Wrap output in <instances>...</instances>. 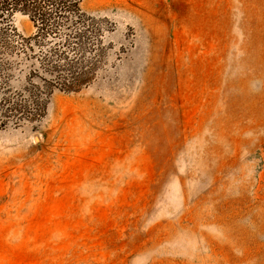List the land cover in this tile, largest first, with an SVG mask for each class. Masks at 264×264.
Masks as SVG:
<instances>
[{
    "label": "rangeland",
    "instance_id": "rangeland-1",
    "mask_svg": "<svg viewBox=\"0 0 264 264\" xmlns=\"http://www.w3.org/2000/svg\"><path fill=\"white\" fill-rule=\"evenodd\" d=\"M80 8L88 84L0 69V264H264V0Z\"/></svg>",
    "mask_w": 264,
    "mask_h": 264
},
{
    "label": "trees",
    "instance_id": "trees-1",
    "mask_svg": "<svg viewBox=\"0 0 264 264\" xmlns=\"http://www.w3.org/2000/svg\"><path fill=\"white\" fill-rule=\"evenodd\" d=\"M81 1L0 0V69H15L17 59L23 58L35 77L44 82L51 77L52 89L71 92L88 84L93 78L89 54L99 48L92 28L94 19L82 12ZM15 13L28 17L34 32L11 44L9 22ZM11 106L15 111L20 105Z\"/></svg>",
    "mask_w": 264,
    "mask_h": 264
}]
</instances>
